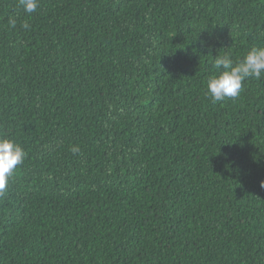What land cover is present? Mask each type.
<instances>
[{"label":"trees","instance_id":"16d2710c","mask_svg":"<svg viewBox=\"0 0 264 264\" xmlns=\"http://www.w3.org/2000/svg\"><path fill=\"white\" fill-rule=\"evenodd\" d=\"M252 46L264 0H0V264H264V79L205 95Z\"/></svg>","mask_w":264,"mask_h":264},{"label":"clouds","instance_id":"9594fccd","mask_svg":"<svg viewBox=\"0 0 264 264\" xmlns=\"http://www.w3.org/2000/svg\"><path fill=\"white\" fill-rule=\"evenodd\" d=\"M39 6V0H18V7L25 13H33ZM9 25L16 27V19L10 18ZM23 28L29 25L24 23ZM212 67L216 73L205 82V95L214 101L236 98L243 89V82L249 78L264 79V46H252L239 60H234L230 53L216 55ZM71 151H79L73 146ZM26 152L14 140L0 136V197L6 194L9 178L22 165ZM264 188V181H261Z\"/></svg>","mask_w":264,"mask_h":264}]
</instances>
